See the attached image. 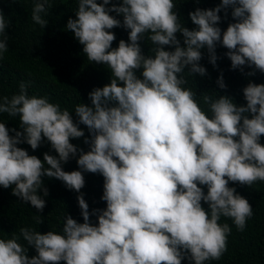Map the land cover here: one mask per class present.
<instances>
[{"label":"clouds","instance_id":"obj_1","mask_svg":"<svg viewBox=\"0 0 264 264\" xmlns=\"http://www.w3.org/2000/svg\"><path fill=\"white\" fill-rule=\"evenodd\" d=\"M109 2L79 0L77 18L66 25L87 59L107 65L112 73L110 83L89 93L91 106L75 107L79 123L92 134L90 150H81L77 164L104 177L101 199L106 208L93 209L99 214L98 224H92L81 193L77 199L83 223L68 215L61 232L21 228L19 236L0 238V264H181L186 253L194 264H204L227 251L231 227L219 223L221 217L231 218L242 231L253 215L249 201L229 181L248 186L264 182V144L259 142L264 135V84L249 82L243 89L246 106L225 95H203L209 117L181 74L190 65L189 74L204 76L201 49H208L215 65L217 42L228 49L233 69L248 64L264 72V0H222L214 9L197 8L189 13L197 26L192 30L180 23L173 0H122L108 8ZM50 7L49 0L34 2L32 20L41 28L48 24L41 14ZM228 7L236 22L221 40L218 13ZM113 11L123 15V26L130 29L129 42L121 39L116 48L109 30L121 22L109 14ZM8 26L0 9V57L8 51ZM145 33L156 45L154 56L141 51ZM165 45L175 46L174 51H166ZM217 83L225 87L222 76ZM19 88L10 99H0V113L19 116L23 128V133L13 129L16 134L10 136L0 122V186L15 185L13 195L42 211L45 200L37 194L42 176L57 178L78 193L84 187L80 170L61 166L77 153L70 139L84 136V131L68 109L47 97L29 96L23 82ZM21 137L33 150L46 138L58 158L44 153L42 161L29 155L17 146ZM201 185L207 186L206 194ZM43 191L47 196L48 189ZM21 236L37 255H26Z\"/></svg>","mask_w":264,"mask_h":264},{"label":"trees","instance_id":"obj_2","mask_svg":"<svg viewBox=\"0 0 264 264\" xmlns=\"http://www.w3.org/2000/svg\"><path fill=\"white\" fill-rule=\"evenodd\" d=\"M35 0H0V9L9 26L5 29L9 39L8 51L0 57V99L11 98L18 94L21 82L27 85L29 96L47 97L49 102L58 103L61 109H68L73 122L84 131V136L71 138L70 142L76 146L77 153L71 155L67 162H62L65 171L80 170L84 176V187L78 193L69 189L63 181L57 178L42 176V186L37 194L45 200V207L38 211L30 202H24L20 197L12 194L15 185L8 188L0 186V238L9 239L14 234L19 236L21 228H29L40 233L48 231L61 232L64 217L71 215L77 222L83 223V216L77 197L82 193L89 205L90 222L98 224V212L93 214V209L103 210L106 201L101 199L104 192V177L100 173H91L79 167L77 160L83 152L90 150L91 133L86 125L79 123V117L75 113V107L84 103L91 106L89 93L95 88L103 87L112 79L111 70L103 63L91 62L83 53V45L75 37L71 30L66 28L69 18L76 19L79 0H49L51 7L47 14L42 13V18L48 20V24L41 28L32 20V9ZM102 0H97L101 3ZM174 11L180 18V23L190 30L197 26L193 24L189 13L199 9H214L222 0H173ZM122 0H110L106 7L112 4L119 5ZM121 24L109 31L115 34L112 47L116 48L121 39L129 42L130 29L123 26V15L110 12ZM221 17L218 26L221 28V40L223 31L230 23L236 22L232 16V8H222L218 13ZM150 33L141 37L139 44L145 56H154L152 49L156 47L148 38ZM181 46H184L182 33L176 34ZM166 51H174L173 45L163 46ZM228 49L221 42H217L215 53L216 64L210 62L208 49L202 48V58L199 64L206 68V74H189L190 65L186 66L181 74L188 81L185 87H190L197 93V100L202 109L211 117L208 106L203 102V95L207 94L218 98L221 95L232 98L238 106H246L243 89L249 82L264 84V72L256 69L254 65L245 64L233 69L231 60L226 55ZM138 78L142 79V69L136 70ZM223 77L225 84L221 88L217 83L218 78ZM122 83V82H121ZM249 118L251 114L248 113ZM0 122H4L9 129V135L15 136L16 131L23 133L19 116L10 117L7 113H0ZM15 129L16 131H13ZM89 141L88 143L85 140ZM17 146L29 153L36 155L43 161L44 153L57 156L51 143L43 138L37 149L33 150L29 144L23 141ZM261 144H264V135L261 136ZM45 167H49L45 163ZM229 186L245 197L253 208V215L247 220L245 228L238 230L233 220L221 217L219 223H227L231 227V233L227 240V251L218 260H207L204 264H264V182L257 181L252 186L241 185L238 182L229 181ZM206 194L207 186L201 185ZM44 188L48 189V195H44ZM205 210L209 206L201 201ZM41 219V223H37ZM19 242L24 244L29 257L37 255L36 249L27 244L21 236ZM59 264H66L60 261ZM181 264H194L190 254H185Z\"/></svg>","mask_w":264,"mask_h":264}]
</instances>
